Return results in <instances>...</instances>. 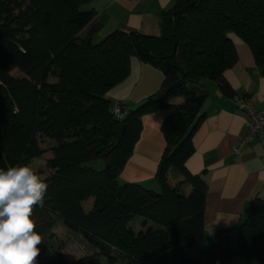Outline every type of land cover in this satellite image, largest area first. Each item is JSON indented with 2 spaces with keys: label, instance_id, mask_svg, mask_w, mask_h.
Returning a JSON list of instances; mask_svg holds the SVG:
<instances>
[{
  "label": "trees",
  "instance_id": "trees-1",
  "mask_svg": "<svg viewBox=\"0 0 264 264\" xmlns=\"http://www.w3.org/2000/svg\"><path fill=\"white\" fill-rule=\"evenodd\" d=\"M90 1L0 0V168L46 158L48 191L34 213L56 215L98 249L68 261L41 248L38 263L102 264L104 257L107 264H231L239 255L264 264V199H253L234 247L227 233L206 244L207 184L185 167L204 116L202 81L234 95L222 76L237 61L228 32L248 46L264 75V0H177L162 15L160 35L116 29L97 42L91 37L97 27L79 36L93 17L82 9ZM133 56L159 68L163 81L119 119L106 92L127 77ZM159 111H166L154 177L160 192L120 183L142 117ZM41 136L54 142L45 149ZM97 160L100 168L92 165ZM171 172L184 176L188 194L170 181ZM135 219L143 230L130 228ZM53 224L36 223L35 230L42 234Z\"/></svg>",
  "mask_w": 264,
  "mask_h": 264
},
{
  "label": "crops",
  "instance_id": "crops-1",
  "mask_svg": "<svg viewBox=\"0 0 264 264\" xmlns=\"http://www.w3.org/2000/svg\"><path fill=\"white\" fill-rule=\"evenodd\" d=\"M176 2L92 0L82 7L84 11L92 10L93 17L79 32V36L86 37L94 27H97L91 36L94 42L116 29L158 36L163 13L172 9ZM227 36L235 46L237 61L224 70L222 76L235 96L223 94L216 81L209 83L207 98L201 108L204 116L192 136L194 152L185 167L189 173L201 175L207 184L203 211L205 243L211 244L213 239L227 233L234 247L238 226L247 218L253 199H264V139L253 137L238 152L234 150L245 134L249 120L237 98L244 97L253 109L264 108V75L248 46L233 32H228ZM131 61L132 66L138 64L142 71L145 70L136 59L132 58ZM158 72L153 70L157 77ZM133 80L134 73L131 70L125 79L106 92L113 105L119 104L124 111L146 97L147 92L135 90L142 86V77L136 80L130 91ZM155 90L153 88L149 93ZM165 114L166 111H159L142 117L139 138L120 173V182L154 183L157 163L164 148L161 123ZM183 179V175L174 173L170 181L173 184L180 183V189L188 194L191 186L182 182ZM231 264L259 263L255 259L236 255Z\"/></svg>",
  "mask_w": 264,
  "mask_h": 264
},
{
  "label": "clouds",
  "instance_id": "clouds-1",
  "mask_svg": "<svg viewBox=\"0 0 264 264\" xmlns=\"http://www.w3.org/2000/svg\"><path fill=\"white\" fill-rule=\"evenodd\" d=\"M48 184L27 164L0 168V264H37L44 242L33 213L43 208Z\"/></svg>",
  "mask_w": 264,
  "mask_h": 264
},
{
  "label": "rangeland",
  "instance_id": "rangeland-1",
  "mask_svg": "<svg viewBox=\"0 0 264 264\" xmlns=\"http://www.w3.org/2000/svg\"><path fill=\"white\" fill-rule=\"evenodd\" d=\"M132 58L136 59L138 61V63H142L141 65L143 67H145V70L142 71L138 64L132 66L131 65L132 61H130V71L132 70L134 73V80L132 81V84L130 86V91L133 90L136 80L141 79V77H142V86H140V89L138 88L135 90H136V92L137 91H139V92L144 91L147 93H146V97L142 101L131 105V107H130L131 109L137 107L139 104H142V102L148 96L155 94L161 88L162 81H163V73L159 68H157L156 66H154L150 63L141 62L137 56H133ZM132 58H131V60H132ZM145 65L148 67H146ZM149 67L151 68L150 71H149ZM153 70L157 71V72L160 71V73L158 72L159 74H157L158 77L155 76V74H153ZM11 74L14 77H20V78H23L22 76H24L22 73H20L17 70H13L11 72ZM161 74H162V78H161ZM48 82L54 83V82H56V78L50 77L48 79ZM206 82H208V84H206ZM211 82H212L211 80H203L202 86L205 89H207V91H208V89L210 87L209 83H211ZM155 87H157L156 90H155ZM153 88L155 91H152V93H149L150 90H152ZM111 103L113 105V102H111ZM114 105H113V107H114ZM39 141L42 143V147H44L45 149L47 148V145L49 146L50 144H52L54 142L53 140H49L45 136L39 137ZM45 160H46V158H44V157H36L35 156V157H31L29 159V161H27L25 164L33 167L37 171L38 175H40L42 178H45V177H47V168L45 166ZM102 164H103V160H97V161L93 162L92 165L94 168H100V166ZM169 174L173 176L174 173L171 172ZM119 177H121V176H119ZM119 182H120V180H119ZM120 183H123V182H120ZM141 186H143V188H146V189H151L155 192H160V187H159V184L157 183L156 180L154 181V183L144 182L141 184ZM157 186H158V188H157ZM33 218H34L35 223L48 221L50 219H52L54 221V224L51 227V229L49 231H46V232L41 234L44 242L38 246L40 249L46 248L52 254H60L61 256H63V258H65L68 261H73V260H76L77 258H79L83 255H90L93 253L96 254L98 252V249L91 246L87 241H85L83 236L79 232H74V231L67 229V227L64 226V224H62L61 218H58L56 215L51 216V218H50V217H47V214H44V215L42 214L41 216H39L38 214L33 213ZM149 225H151V224L148 223V226ZM129 226L134 232H138V231L144 229L141 226V220L140 219L132 220L129 223ZM99 260L102 264H107V261L104 257L99 258ZM115 264H124V261L119 259Z\"/></svg>",
  "mask_w": 264,
  "mask_h": 264
},
{
  "label": "built area",
  "instance_id": "built-area-1",
  "mask_svg": "<svg viewBox=\"0 0 264 264\" xmlns=\"http://www.w3.org/2000/svg\"><path fill=\"white\" fill-rule=\"evenodd\" d=\"M238 102L245 108L249 120L246 123V131L243 137L238 141L235 152H238L242 145L247 143L253 137H260L264 139V108L253 109V107L246 101L244 97L237 98ZM113 114L116 118L121 119L123 117L122 107L116 104L112 108Z\"/></svg>",
  "mask_w": 264,
  "mask_h": 264
},
{
  "label": "water",
  "instance_id": "water-1",
  "mask_svg": "<svg viewBox=\"0 0 264 264\" xmlns=\"http://www.w3.org/2000/svg\"><path fill=\"white\" fill-rule=\"evenodd\" d=\"M191 4V3H190ZM188 6V5H187ZM175 48H176V42H174V44H173V51L175 50ZM122 111L124 112V109H122Z\"/></svg>",
  "mask_w": 264,
  "mask_h": 264
}]
</instances>
